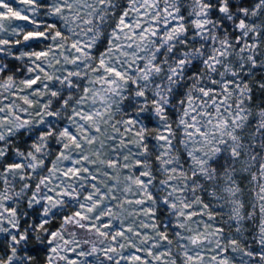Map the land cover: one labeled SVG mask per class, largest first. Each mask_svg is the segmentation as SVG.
<instances>
[{
  "label": "clouds",
  "instance_id": "9594fccd",
  "mask_svg": "<svg viewBox=\"0 0 264 264\" xmlns=\"http://www.w3.org/2000/svg\"><path fill=\"white\" fill-rule=\"evenodd\" d=\"M0 264H264V0H0Z\"/></svg>",
  "mask_w": 264,
  "mask_h": 264
}]
</instances>
